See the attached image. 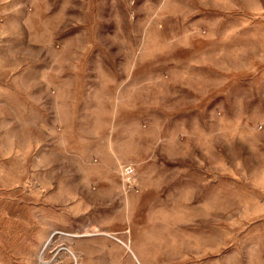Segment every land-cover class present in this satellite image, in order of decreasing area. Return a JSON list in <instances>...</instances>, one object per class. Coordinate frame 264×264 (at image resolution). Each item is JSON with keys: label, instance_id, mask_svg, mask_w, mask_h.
<instances>
[{"label": "rangeland", "instance_id": "rangeland-1", "mask_svg": "<svg viewBox=\"0 0 264 264\" xmlns=\"http://www.w3.org/2000/svg\"><path fill=\"white\" fill-rule=\"evenodd\" d=\"M0 264H264V0H0Z\"/></svg>", "mask_w": 264, "mask_h": 264}, {"label": "built area", "instance_id": "built-area-1", "mask_svg": "<svg viewBox=\"0 0 264 264\" xmlns=\"http://www.w3.org/2000/svg\"><path fill=\"white\" fill-rule=\"evenodd\" d=\"M122 177L128 186H132L134 180V169L129 166H123L121 168Z\"/></svg>", "mask_w": 264, "mask_h": 264}, {"label": "bare ground", "instance_id": "bare-ground-1", "mask_svg": "<svg viewBox=\"0 0 264 264\" xmlns=\"http://www.w3.org/2000/svg\"><path fill=\"white\" fill-rule=\"evenodd\" d=\"M131 252V251H130ZM72 254V253H71ZM133 254V253H132ZM73 256V255H72ZM135 257V256H134Z\"/></svg>", "mask_w": 264, "mask_h": 264}]
</instances>
